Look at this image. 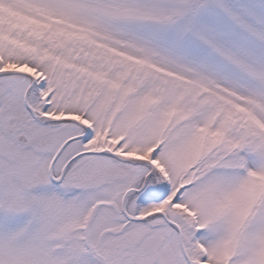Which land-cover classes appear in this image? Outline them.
I'll list each match as a JSON object with an SVG mask.
<instances>
[{"label":"snow or ice","instance_id":"snow-or-ice-1","mask_svg":"<svg viewBox=\"0 0 264 264\" xmlns=\"http://www.w3.org/2000/svg\"><path fill=\"white\" fill-rule=\"evenodd\" d=\"M0 264H264V0H0Z\"/></svg>","mask_w":264,"mask_h":264}]
</instances>
